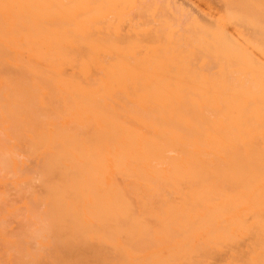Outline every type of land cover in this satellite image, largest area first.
Returning a JSON list of instances; mask_svg holds the SVG:
<instances>
[{"label":"bare ground","instance_id":"bare-ground-1","mask_svg":"<svg viewBox=\"0 0 264 264\" xmlns=\"http://www.w3.org/2000/svg\"><path fill=\"white\" fill-rule=\"evenodd\" d=\"M223 2L207 24L175 0H0L1 126L43 158L13 264H204L246 237L224 264H264V0Z\"/></svg>","mask_w":264,"mask_h":264},{"label":"rangeland","instance_id":"rangeland-1","mask_svg":"<svg viewBox=\"0 0 264 264\" xmlns=\"http://www.w3.org/2000/svg\"><path fill=\"white\" fill-rule=\"evenodd\" d=\"M175 1L178 5L184 6L189 12L197 16L198 20L200 19L201 21L207 24L212 23L211 14L221 11L224 7L223 0ZM134 15L135 13L132 14V16ZM128 25V20H125L121 24V28L127 31L129 27ZM230 30L232 31L231 28ZM167 31L169 33L173 32L172 28H168ZM151 36H154V34L152 33L149 37ZM141 37V39L145 40L149 38L145 35H141ZM1 125L2 123L0 122V139L2 140V144H0V227L3 228L2 234H0V264H13V258H11L10 256H12V253L14 252L13 250L15 248L12 247L13 250L11 252V248H9L8 246L9 243H7V239H16L15 237L17 236L18 238V234H21L22 232L28 233V231L31 232L32 229L34 231V228H36L38 225V219L35 215L36 213L32 210V206L34 205L35 207L37 205L34 203V201L32 202L29 200L30 198H32L30 195V198L28 197L29 199L23 197L24 193L22 192V188L27 189L28 187L29 189L30 187L31 190H34L35 187L37 189L40 187V179L37 174V169L39 168V165L43 158L30 156L28 153L25 152V146L23 144H18L15 148H12V146L14 145V141L9 139V136L5 132L6 129ZM13 158L15 160H18V163H14ZM23 174H25L27 179L29 180L24 179L26 178L25 176L22 180H20L19 176H23ZM33 186L35 187L31 188ZM31 190L30 193L32 192ZM27 233H25L26 236L28 235ZM23 238L26 239V237ZM248 241L249 239L246 237L240 242V247L232 245L223 248L222 250L216 252L204 264H224L227 258L235 250L246 246ZM30 242L34 243L32 240ZM31 245H36L35 248L37 247V243ZM35 248L33 247V249ZM243 263L244 262L242 260L238 261V264Z\"/></svg>","mask_w":264,"mask_h":264}]
</instances>
